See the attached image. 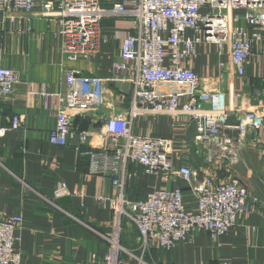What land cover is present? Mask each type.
<instances>
[{"label": "crops", "instance_id": "1", "mask_svg": "<svg viewBox=\"0 0 264 264\" xmlns=\"http://www.w3.org/2000/svg\"><path fill=\"white\" fill-rule=\"evenodd\" d=\"M39 11L12 10L6 18L0 14V67L20 75L13 96L0 100V126H11L15 115L25 118L24 128L0 138V216L22 218V230L17 233L20 241L16 242L22 264H104L110 246L94 230L112 233L113 212L98 198H116L119 190L110 179L89 172V161L76 148L79 139H70L67 147H60L52 145L49 137L62 104L71 115L73 107L85 103L92 111L76 115L73 125L92 133L95 141L108 114L131 107L134 90L110 80L115 77L114 66L122 61L114 19L104 20L103 32L111 40L102 44L94 58L72 60L55 35V20L44 18ZM239 15L243 18L244 11ZM240 25L248 28L244 19ZM263 52L264 42L253 45L243 77H232L220 68L229 57L225 49L220 55L216 45H199L196 57L184 59L182 67L195 72L209 91L221 90L227 95L232 91L244 108L264 109ZM166 65L170 66L169 59ZM68 72L79 73L77 80L68 82ZM100 80L107 82L103 86ZM188 99L184 97L182 103ZM236 125L237 117L232 116L222 142L238 143ZM133 134L170 140L175 167L192 169L194 183L237 180L248 194L263 200L217 241L196 231L172 251L151 242L146 262L264 264V124L260 130L250 131L235 155L228 156L222 155L217 144L196 143V126L186 116L141 115L133 121ZM128 170L135 174L124 186L128 199L141 201L155 191L182 188L186 212H196V198L181 177L149 175L133 163L128 164ZM61 187H65V195H57ZM139 237L137 227L124 218L120 243L136 256L141 255ZM121 259L124 264H138L128 253Z\"/></svg>", "mask_w": 264, "mask_h": 264}, {"label": "built area", "instance_id": "2", "mask_svg": "<svg viewBox=\"0 0 264 264\" xmlns=\"http://www.w3.org/2000/svg\"><path fill=\"white\" fill-rule=\"evenodd\" d=\"M37 9L44 18L55 20V35L72 60L94 58L102 44L111 40L103 32L104 20L114 19L122 61L114 66L115 77L110 80L131 85L134 90L131 107L108 114L95 141L92 133L73 125L76 115L92 111L85 103L73 107L71 115L62 104L49 137L52 145L60 147H67L70 139H79L76 148L89 161V172L110 179L119 190L116 198H98L113 212L112 233L94 230L110 246L104 264H124L121 255L126 253L138 264H151L144 260L151 242L172 251L196 231L217 241L263 202L248 194L237 180L194 183L192 169L175 167L171 141L135 136L133 121L146 114L186 116L196 126V143L217 144L223 156L235 155L247 134L263 127L264 109L244 108L232 91L230 95L209 91L195 72L182 67V61L196 57L201 44L216 45L220 55L225 49L229 57L220 68L232 77H243L253 45L264 42V0H0L4 18L12 10L34 13ZM240 11H244L243 18ZM242 19L248 28L240 25ZM76 75L79 73L68 72L65 76L71 83L77 80ZM19 82L17 71L0 67V100L12 97ZM106 82L100 80L103 86ZM184 97L189 98L186 103H182ZM232 116L237 117L238 143L222 142ZM24 125L23 116H13L11 126H0V138ZM129 163L140 165L149 175L184 179L196 198V212H186L182 188L155 191L141 201L128 199L124 186L135 175L129 172ZM65 194V187L58 189L57 195ZM124 218L138 229L140 256L120 243ZM22 226L21 217L0 216V264H22V253L16 247ZM93 260L97 262V256Z\"/></svg>", "mask_w": 264, "mask_h": 264}]
</instances>
